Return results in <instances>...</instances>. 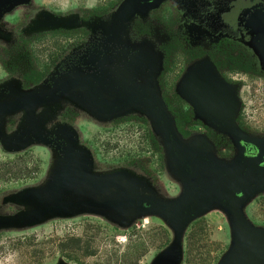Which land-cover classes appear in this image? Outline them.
Masks as SVG:
<instances>
[{
	"label": "rangeland",
	"instance_id": "1",
	"mask_svg": "<svg viewBox=\"0 0 264 264\" xmlns=\"http://www.w3.org/2000/svg\"><path fill=\"white\" fill-rule=\"evenodd\" d=\"M99 1L104 2L84 0L83 16H56L52 21L57 26H83L91 43L98 32L102 33V48L108 52L105 64L96 68L74 62L83 48L67 57L75 58L73 62L59 63L38 85L29 84L26 77L40 73L48 50L46 41L22 47L23 41L30 42L32 36L50 25V14L40 11L17 31L15 42L8 35L6 55L0 39V103L13 102L32 92H48L76 78L93 82L107 99L114 100L122 90V82L113 72L115 66L122 70L126 65L122 58L141 51L152 56L157 63L154 72L158 74L164 58L162 45L178 38V2L189 18L188 30L194 28L192 16L198 3L160 0L141 8L133 0H115L117 4L111 12L97 17L93 10ZM255 1L262 2L251 3ZM59 2L66 9L67 0ZM162 4H167L168 10L176 9L173 28L147 19ZM172 66L167 76L170 88L177 80L174 76H178L177 67L174 63ZM192 70L189 66L186 74ZM125 71L128 76L123 87L146 81L143 74L134 77L137 73L131 68ZM175 89L178 92V82ZM171 98L176 105L174 95ZM245 108L251 129L264 128L261 90L246 96ZM144 120L149 122L155 140L149 139ZM39 136L47 141H39ZM161 140L157 128L140 108L102 114L81 89L58 100L0 116V264H154L162 248L178 243V235L164 228L157 213H143L136 208L119 211L114 203L86 205L83 197L91 196L92 188L85 190L82 182L88 165L91 181L119 174L135 184L136 196L175 200L182 192L175 187L172 176L176 168L165 155L160 161L152 149L157 142L164 150ZM242 215L250 226L264 230V189L250 195ZM231 230L224 212L207 211L188 227L184 238L181 236L185 254L179 264H217L231 244Z\"/></svg>",
	"mask_w": 264,
	"mask_h": 264
},
{
	"label": "flooded vegetation",
	"instance_id": "2",
	"mask_svg": "<svg viewBox=\"0 0 264 264\" xmlns=\"http://www.w3.org/2000/svg\"><path fill=\"white\" fill-rule=\"evenodd\" d=\"M159 1L133 0V3L142 8L153 6ZM197 1L192 16L193 30H188L186 23L189 18L184 14L182 3L178 2V38L164 43L161 47L164 58L156 76V86L159 97L173 119L181 139H203L210 145L216 159L231 163L239 155V147L229 133L220 129L230 126L231 112L233 114L232 123L240 133L264 140V128H261L260 131L251 129L253 127L247 120L245 108V99L248 94H254L257 90H261L264 95V0L262 2L255 1L254 3H251V0ZM116 2L115 0L99 1L94 5L93 12L97 17L107 15L114 9ZM250 5L253 6L249 8ZM85 6L84 0H67L66 9L60 7L59 0H48L47 2L44 0H27L25 4H18L5 10L0 15V39L4 54L6 55L8 35L11 36L12 42H15L16 39L14 38L17 37L15 35L17 31L20 32L22 27L40 11H46L52 17L49 18L51 20L50 25L46 30L32 36L30 42L27 40L22 42V47L28 43L30 45L43 41L48 42V50L44 61L41 63L43 66L39 68L43 78L47 77L57 64L66 63V61L73 62L75 58L71 60L67 57L73 51H79L83 48L78 60L74 62L96 68L100 65L103 66L105 60H107L108 52H105L102 48L104 44L102 33L98 32L95 36V42L91 43L90 40L87 41L89 34L83 26L79 24L72 27L57 26L52 21L56 16L67 19L74 16H83L86 14ZM175 13L176 9L168 10L167 4H162L158 9L151 11L147 19L170 29L175 24L172 19ZM169 16L171 18L167 19ZM18 37H21V35H18ZM39 53L42 54L43 52L40 51ZM147 55L145 52L134 51L126 59L122 58L126 64L123 65L122 70L119 71V68L115 66L113 72L118 79L120 78L122 88L125 83L124 80L128 76L125 73L127 69L131 68L137 73L133 74L134 77H141L142 74L145 77L151 75L153 67L150 65V58ZM173 57H177L174 59H178V62H174ZM173 63L177 67L175 72L178 76H174L177 77V80L170 88V84L167 83L169 79L167 76L171 73ZM189 66H192L197 73L196 75L216 77L220 88L218 92L219 102L226 99L230 102L233 99L232 107L229 104L227 107L229 113L221 117V123L202 115L200 103H195V101L184 95L185 80L188 77L186 70ZM34 74H39V72L29 76ZM28 77H26V80H28ZM177 82L178 92L175 89ZM144 83H138L137 85ZM128 85H134V83ZM200 85L204 86L206 83H196V90L199 89ZM172 95L178 102L176 105H173L170 101ZM147 123L150 127L149 122ZM180 129L184 130L187 135L183 134ZM240 144L245 147L244 156L247 158L256 157L259 153L254 146L243 141H240ZM199 148L204 150L205 146L201 145ZM261 148L264 150V144L261 145ZM198 159L206 160L201 155ZM259 166L264 167V155ZM174 179L177 190L178 187L182 189V184L178 181V178ZM159 219L166 230L171 232L178 230V228L170 226L166 218L160 217ZM199 219H201V216L191 220L182 230L180 229L183 238L188 227L199 221ZM181 242L183 244V240ZM182 244H180L179 262L185 254ZM172 245L173 243H168L158 252L157 255L159 256L154 264H170L169 256L177 255L176 250H169Z\"/></svg>",
	"mask_w": 264,
	"mask_h": 264
},
{
	"label": "water",
	"instance_id": "3",
	"mask_svg": "<svg viewBox=\"0 0 264 264\" xmlns=\"http://www.w3.org/2000/svg\"><path fill=\"white\" fill-rule=\"evenodd\" d=\"M26 1L0 0V15L5 10ZM138 1L146 2L148 0ZM147 56L153 67L150 75L152 81L150 76H147L144 84L128 85L127 83L114 100L107 99L106 95L93 82L76 78L70 79L48 92H32L13 102L0 103V116L58 100L76 89L86 91L92 106L102 114L112 115L124 112L129 108H140L160 133L162 147H164L163 155L168 157L176 168L172 176L181 182V194L175 200H156L143 196V194L136 196L135 184L121 177L122 175H111L108 179L95 180L94 182L88 179L87 175L92 171L88 165H85L83 172L86 175L83 177L82 187L85 190L87 187L92 188L89 192L91 196L94 193L93 197L87 194L83 197L86 205L101 206L114 203L113 205L119 211L136 208L139 212L157 213L160 217L166 218L170 226L178 228L175 232L178 235V243L174 242L169 249L170 251L176 250L177 255L169 256L170 264L179 262L180 232L185 225L211 209H219L228 217L232 227V239L229 248L217 264H264V230L250 226L242 215V207L250 195L264 189V167L259 166L264 155V150L261 148L264 142L262 143L257 138L241 135L232 123L231 109L230 126L220 129L229 133L239 147V155L234 162L226 163L216 159L210 145L203 139H181L173 119L159 97L156 81H154L157 76L154 72L157 63L151 55ZM196 74L195 70L188 74L185 80L184 95L195 103H200L202 115L221 123V117L229 113L227 107L229 104L232 107L233 99L230 102L228 99L219 102L220 88L216 77ZM196 83H206V85H200L196 90ZM38 139L47 141L43 136H39ZM240 141L254 146L259 152L257 156L245 157V147L240 144ZM201 145L205 146L204 150H200ZM199 155L204 156L206 160L198 159Z\"/></svg>",
	"mask_w": 264,
	"mask_h": 264
},
{
	"label": "trees",
	"instance_id": "4",
	"mask_svg": "<svg viewBox=\"0 0 264 264\" xmlns=\"http://www.w3.org/2000/svg\"><path fill=\"white\" fill-rule=\"evenodd\" d=\"M42 78H43V74H40V73L39 74H34V75L28 77V82H29V84H38V83H40ZM176 114L178 115V112ZM144 122L146 123L147 134H148L149 139H151V140L154 139L152 134H151V132H150L148 123L146 122V120H144ZM177 123H178V120H177ZM181 132L183 134L187 135V133H185L184 130H181ZM153 145H154V148H152V149H153V151H155L158 154L159 160L161 161L163 159L162 148L160 146H158L157 142H155V144H153Z\"/></svg>",
	"mask_w": 264,
	"mask_h": 264
}]
</instances>
